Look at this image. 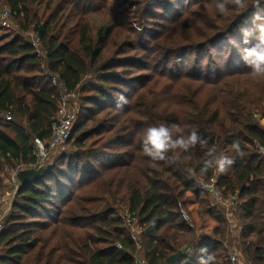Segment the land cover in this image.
Listing matches in <instances>:
<instances>
[{"label":"trees","instance_id":"obj_1","mask_svg":"<svg viewBox=\"0 0 264 264\" xmlns=\"http://www.w3.org/2000/svg\"><path fill=\"white\" fill-rule=\"evenodd\" d=\"M109 1L6 0L21 33L0 46V117L5 123L11 113L23 125L0 121V191L6 167H40L35 141L51 138L60 89L79 92L81 107L68 142L73 150L56 157L41 181L19 184L0 235V264H138L142 255L145 264H167L189 248L178 264L209 256L208 264H231L226 212L213 208L198 184L214 179L224 197L239 199L244 263L264 264V160L257 150L264 128L256 117L264 119V77L253 79L243 59L259 35L264 0L229 5L227 14L215 0H138L137 28L114 8L111 30L95 42L87 17L108 12ZM192 11L193 26L178 31ZM30 33L43 57L26 40ZM160 124L183 128L173 139L193 131L198 139L153 161L142 143L145 130ZM237 141L243 155L232 148ZM221 155L234 161L228 174L216 171ZM117 207L138 220V245Z\"/></svg>","mask_w":264,"mask_h":264},{"label":"built area","instance_id":"obj_2","mask_svg":"<svg viewBox=\"0 0 264 264\" xmlns=\"http://www.w3.org/2000/svg\"><path fill=\"white\" fill-rule=\"evenodd\" d=\"M12 13L11 10H5L0 14V27L4 29H10L11 27V21H12ZM30 43L32 44L35 54L38 57H43L44 52L41 49L40 40L38 36L34 33H30ZM53 84L55 87H60V85L57 82V78L53 77ZM62 92V97L60 101V105L57 111L56 120L52 126V135L50 140L48 141L47 145L43 144L41 141L36 140V157H37V166H42L48 163L49 158L51 155H62L68 151L69 147V140L72 135V131L77 119V112L72 107L70 100L75 97V93H67L66 90H60ZM3 120L5 123H11L13 118L11 113H7L3 116ZM258 154L261 156V158L264 160V147L257 146ZM16 172L13 174L12 181L14 183V192L9 196V194H6L9 197L14 198L15 192L18 190L19 183L15 178ZM200 189L207 193L211 200V206L213 208H223L226 212L227 219L229 222L235 220V215L238 212L239 207V199L237 196H230L228 198L224 197V195L221 193V191L216 187L217 180L214 179L213 181L207 183L203 181H198ZM4 202V200H1ZM1 202V203H2ZM10 203L8 205V210L11 207L12 201H9ZM6 204V201H5ZM182 215L184 220L190 221L189 216L182 211ZM5 220V214L3 211L0 210V235L3 231V224ZM125 228L129 231L131 234V237L134 242L137 243L139 241V235H140V227L138 225V220L135 217H132L127 214L125 220ZM119 248H121L119 246ZM229 250V258L231 264H240V255L237 253V251L230 246H227ZM191 249L189 248L183 255L191 253ZM138 264H145V261L141 259V257L138 258ZM181 264H187L186 262H183Z\"/></svg>","mask_w":264,"mask_h":264},{"label":"rangeland","instance_id":"obj_3","mask_svg":"<svg viewBox=\"0 0 264 264\" xmlns=\"http://www.w3.org/2000/svg\"><path fill=\"white\" fill-rule=\"evenodd\" d=\"M138 0H110L107 3V8H108V12H98V13H93L90 14L87 17V22L89 24L90 27V37L93 39V41L97 42L98 41V32L100 31H104L107 32L108 30H111L112 26H113V21L116 19V17L109 12V10H117L118 12H121L122 15L124 17L127 18V22L130 23V26L133 28H137L138 25L136 23V19H135V14L138 16L141 14V12L139 13V9L136 8V6H134V4L137 2ZM187 8V7H186ZM10 10V8L7 6L6 4V0H0V14L5 11V10ZM44 12V3H41L40 5H36L35 6V13L39 16L42 17ZM168 17L174 19V15L175 13H170V11L168 12ZM142 16V15H141ZM142 19V18H141ZM143 21V19L141 20V22ZM183 23H180V25L178 26V31H183L184 30H190V28L193 26V11L191 12V14H187L185 16V19L182 20ZM164 24V23H161ZM21 32H19L18 26L15 23L14 18L12 17V21H11V27L10 29H4L0 27V46L4 45L5 43L9 42L10 40H12L14 38V36H18ZM27 36V41L30 42V35H26ZM73 39L75 40V42H73V48L76 47L78 45V40H79V33H76L73 36ZM118 37H113L112 39L109 40V43H117L118 41ZM121 39V38H120ZM60 90H63V88H61ZM70 103L72 105V107L74 108V110L78 113L80 111V104H81V94L79 92H77L75 94V97L73 99L70 100ZM15 117V116H14ZM13 117V123L9 124V125H23L22 122H20L19 119H17L16 117ZM256 117H259V122L260 125L264 128V125L261 124V120L264 119H260V115H257ZM0 121H1V117H0ZM2 122V121H1ZM3 123V122H2ZM3 126H8L7 123H3ZM8 128V127H6ZM10 128V126H9ZM12 128V127H11ZM73 147L72 145L68 147V151H72ZM67 151V152H68ZM59 155H51L49 158L48 163H52V161L58 157ZM232 169V165H230L227 170L225 172H223L224 174H228ZM13 174L14 172L11 170V168L8 166L3 170L2 173V180H3V185H2V190L1 192H3L2 197L4 198V202H2L1 198H0V210L4 212L5 214V218L8 216L11 207H9L10 209L8 210V205L10 202L12 201V197H9L11 194H13L14 192V183L12 181L13 178ZM79 189L77 188V193H78ZM6 194H9V196H7ZM107 199V198H106ZM109 199V198H108ZM6 201V204H5ZM2 202V203H1ZM104 206V205H101ZM118 212L124 216L126 218V210H124L121 207H117ZM191 221V219H190ZM229 228H230V222H229ZM234 231V230H233ZM233 236V235H232ZM233 239L236 240V237L233 236Z\"/></svg>","mask_w":264,"mask_h":264},{"label":"clouds","instance_id":"obj_4","mask_svg":"<svg viewBox=\"0 0 264 264\" xmlns=\"http://www.w3.org/2000/svg\"><path fill=\"white\" fill-rule=\"evenodd\" d=\"M256 3H259V0H256ZM234 5L237 8H245L246 0H215V8L221 14H227L229 11L228 6ZM257 19L261 21L258 25L259 35L256 38V43L250 48L244 49L243 59L245 63L252 68L251 77L253 79H259L264 77V16L257 15ZM245 40L247 43V37L251 33L245 30ZM119 100L127 103L125 98L120 95ZM259 119V117H257ZM261 124L264 125V120H261ZM183 128L179 125L173 124L171 126L160 124L158 126H150L145 130L142 151L143 153L150 157L153 161L165 159V154L169 150H186L190 145H195L198 137L195 131H193L187 137L181 135L176 139H173V133H183ZM233 150L239 154L243 155L240 150L239 142H234L232 145ZM233 159L221 155L216 161V171L218 173H223L227 168L232 165ZM211 256L207 260H202L201 264H208V261L212 260Z\"/></svg>","mask_w":264,"mask_h":264},{"label":"water","instance_id":"obj_5","mask_svg":"<svg viewBox=\"0 0 264 264\" xmlns=\"http://www.w3.org/2000/svg\"><path fill=\"white\" fill-rule=\"evenodd\" d=\"M52 164L47 163L38 168H24L16 172L15 178L21 186H27L41 181L50 170ZM183 257V252L170 257L167 264H178L179 260Z\"/></svg>","mask_w":264,"mask_h":264},{"label":"crops","instance_id":"obj_6","mask_svg":"<svg viewBox=\"0 0 264 264\" xmlns=\"http://www.w3.org/2000/svg\"><path fill=\"white\" fill-rule=\"evenodd\" d=\"M2 194H3V192L0 191V198L2 197ZM1 199L3 200L4 198H1ZM229 230H230V235H231L230 238L232 239V242H234L232 244V246H230V247H233L237 251V253L240 255V264H245L243 259H242V257H241V250H240V248L237 247V243H238L239 238H240L241 228L237 225V221L236 220H233V221L230 222ZM232 235L234 237H236V240L233 239ZM140 257H141L142 260H144V255H142Z\"/></svg>","mask_w":264,"mask_h":264}]
</instances>
